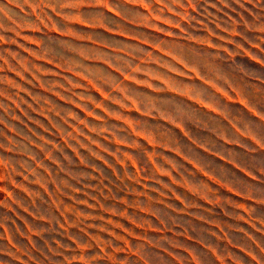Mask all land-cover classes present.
Returning a JSON list of instances; mask_svg holds the SVG:
<instances>
[{
	"label": "rangeland",
	"instance_id": "rangeland-1",
	"mask_svg": "<svg viewBox=\"0 0 264 264\" xmlns=\"http://www.w3.org/2000/svg\"><path fill=\"white\" fill-rule=\"evenodd\" d=\"M0 264H264V0H0Z\"/></svg>",
	"mask_w": 264,
	"mask_h": 264
}]
</instances>
